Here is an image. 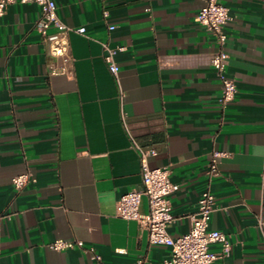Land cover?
Instances as JSON below:
<instances>
[{"label": "crops", "instance_id": "0c3cea01", "mask_svg": "<svg viewBox=\"0 0 264 264\" xmlns=\"http://www.w3.org/2000/svg\"><path fill=\"white\" fill-rule=\"evenodd\" d=\"M55 1L70 28L68 61L38 31L36 2L11 3L0 16V264H163L171 248L116 214L119 198L143 187L132 139L154 148L150 165L179 184L169 197L172 237L189 231L209 188V228L232 244L215 264H264V0H221L237 86L225 108L210 63L219 47L196 21L205 0ZM103 42L126 46L119 84ZM215 150L227 155L212 176ZM24 173L30 181L18 190L13 178ZM58 239L83 245L48 247Z\"/></svg>", "mask_w": 264, "mask_h": 264}, {"label": "built area", "instance_id": "2783aa9c", "mask_svg": "<svg viewBox=\"0 0 264 264\" xmlns=\"http://www.w3.org/2000/svg\"><path fill=\"white\" fill-rule=\"evenodd\" d=\"M14 2H36L40 6L41 15L37 22V28L47 39L49 50L55 56L64 57L66 61L70 59L68 55L69 43L67 32L70 30L61 20L57 12L55 0H0V16L6 7ZM108 15V12H105ZM231 19L229 8L221 0H205V4L199 10L196 21L209 30L219 49L210 59L211 65L215 68L222 84V91L219 103L225 108L234 98L237 91L235 79L228 73L229 55L226 50L228 33L226 25ZM57 30L50 32V28ZM114 24L109 25L113 30ZM83 32L84 28L77 29ZM104 60L119 84V63L116 59L120 51L126 49L123 44L111 45L103 42ZM52 72H56L52 70ZM135 148L139 152L143 187L133 189L123 194L116 204V214L127 220H136L148 231L149 240L152 244L166 245L171 248V254L163 264H215V262L225 257L231 250L232 244L229 237L222 231L209 228L211 214L216 209L215 194L209 189H205L197 204L195 211L188 214L190 221L189 231L178 237H172L168 231L169 226L176 217L172 213L170 195L179 189V184L171 180L170 170L167 167H152L150 157L156 155V150L152 147H143L132 139ZM226 152L215 150L209 165L210 175L218 172V159L226 156ZM30 181L27 173L17 175L13 178V185L16 189L22 190ZM146 196L149 202L147 212L141 211L143 197ZM262 223V222H261ZM219 242L222 246L218 252L212 251L210 245ZM76 244L83 245V242H71L63 239L55 240L48 245L53 250H65ZM93 258L100 259L94 248H90ZM138 260L136 264H142Z\"/></svg>", "mask_w": 264, "mask_h": 264}]
</instances>
